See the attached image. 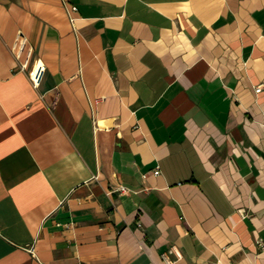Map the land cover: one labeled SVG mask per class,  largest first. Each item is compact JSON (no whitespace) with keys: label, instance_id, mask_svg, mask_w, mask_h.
I'll list each match as a JSON object with an SVG mask.
<instances>
[{"label":"crops","instance_id":"obj_1","mask_svg":"<svg viewBox=\"0 0 264 264\" xmlns=\"http://www.w3.org/2000/svg\"><path fill=\"white\" fill-rule=\"evenodd\" d=\"M165 255L264 264V0H0V264Z\"/></svg>","mask_w":264,"mask_h":264},{"label":"built area","instance_id":"obj_2","mask_svg":"<svg viewBox=\"0 0 264 264\" xmlns=\"http://www.w3.org/2000/svg\"><path fill=\"white\" fill-rule=\"evenodd\" d=\"M71 9L72 10H76V6H72ZM43 71H44V68L42 69L39 78L38 79H34L33 76H32V74H31L32 70H30V76H31L32 82H33V84L35 86L39 85ZM261 89H262V85L261 84L258 85V86H256V91H260ZM153 172L156 175L159 174L160 173V168L159 167H156L153 170ZM117 190L119 191L120 194H123V193H126L128 191V188L126 186H124V185H121ZM30 251L33 252L34 251V247H31L30 248ZM164 258H165V261H166L167 264H173L174 263V260L171 259L170 257H168L167 255H165Z\"/></svg>","mask_w":264,"mask_h":264},{"label":"bare ground","instance_id":"obj_3","mask_svg":"<svg viewBox=\"0 0 264 264\" xmlns=\"http://www.w3.org/2000/svg\"><path fill=\"white\" fill-rule=\"evenodd\" d=\"M43 68H44V63L41 60H38V62H36L35 66L32 69V72H31L34 79L39 78ZM101 124H103V123H101Z\"/></svg>","mask_w":264,"mask_h":264}]
</instances>
